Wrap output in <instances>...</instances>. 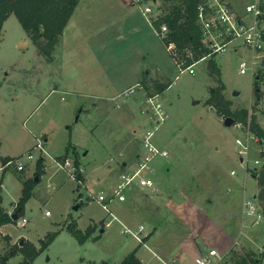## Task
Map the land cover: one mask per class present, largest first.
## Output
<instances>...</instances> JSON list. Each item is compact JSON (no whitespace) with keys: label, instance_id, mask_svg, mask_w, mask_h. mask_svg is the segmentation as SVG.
<instances>
[{"label":"rangeland","instance_id":"374dc122","mask_svg":"<svg viewBox=\"0 0 264 264\" xmlns=\"http://www.w3.org/2000/svg\"><path fill=\"white\" fill-rule=\"evenodd\" d=\"M127 1L130 4L124 0H82L51 60L33 42L15 13L4 23L0 36L3 208L10 214L21 213L18 203L25 183L32 182V195L22 212L27 222L21 225L15 219L0 228V254H11L8 264H20L23 256L16 248L22 240L41 247V239L50 232L57 234L37 256V264H119L128 252L142 247L138 239L121 231L122 223L113 217L115 214L124 222L126 205H132L129 211L146 230L159 223L162 228L158 235L178 241L167 229L171 217H163L161 208L137 185L131 200L116 199L109 204V211L97 199L101 191L112 194L120 183L124 161L130 166L138 163L144 134L158 124L142 86L145 76L164 77L166 84L171 83L166 97H160L166 119L154 136V142L167 148L170 155L159 156L152 168L156 165L158 171L166 170L164 167L178 170L184 179V191L200 208L209 205L211 211L221 213L231 197L239 220L244 196L253 198L258 193L257 180L245 174L235 141L245 131L235 124L226 125V117L207 103L224 82L223 93L233 108L246 107L255 113L253 76L242 73L239 66L247 51L230 44L226 51L214 55L221 76L210 72L208 60L197 64L195 73H181L144 13L146 5L157 7L159 3L168 12L173 1ZM231 1L244 12L247 0ZM125 12L128 19L122 23L121 33L105 31L108 23ZM119 25L115 24L116 30ZM260 84L263 94L257 113L264 125V81ZM66 156L83 166V182L56 168L54 158ZM6 157L13 162L5 164ZM257 158L264 160V144L260 141L253 142L251 163ZM40 160L44 164L41 169ZM17 162L25 165L23 170L17 169ZM233 169L237 175L231 174ZM231 182L238 186H233L229 194ZM167 184L166 191L173 196L175 188L169 176ZM146 190L154 199L165 202V191ZM239 222L243 233L235 250L254 251L264 264V223L251 225L247 219L243 226ZM71 223L83 236L72 231Z\"/></svg>","mask_w":264,"mask_h":264},{"label":"built area","instance_id":"2783aa9c","mask_svg":"<svg viewBox=\"0 0 264 264\" xmlns=\"http://www.w3.org/2000/svg\"><path fill=\"white\" fill-rule=\"evenodd\" d=\"M142 2L143 0H136ZM161 3L157 7L146 5L144 13L149 21L152 22L158 35L166 45L170 54L172 55L180 72L189 71L195 73V67L200 62L208 60L211 56L217 53H222L227 50L230 44H237L238 48H244L248 55L244 56L240 61V70L242 73H250L253 80L256 77H261L264 81V0H247L244 12L237 10L231 0H203L198 5V21L202 31V40L207 48L199 57H196V50L192 47L184 49L179 48L176 41L173 39L171 26L166 20L160 21L165 15ZM155 13V17H150V14ZM159 20L157 25L155 21ZM189 59L191 62H188ZM254 82V81H253ZM160 93L148 96L147 101L150 103L151 110L155 115L158 124L153 129L147 130L142 139L143 150L139 156L138 163L129 171L121 173L120 183L112 190V194H106L103 191L99 193L97 199L103 202L108 211L110 210L109 204L118 199L121 201L126 200V189H131L135 185L142 189L152 188L155 186L154 179L148 175L152 171V162L156 157H168L170 152L167 148L161 147L154 142L155 132L159 129V124L165 121L166 114L160 102ZM238 128L245 131L244 136L236 137L237 150L241 155V164L244 167L245 174L252 173L255 166L261 164V160L255 159L251 163L250 153L253 147V142L260 141L259 136L251 129L250 119L248 122H235ZM38 147L45 151L41 142H38ZM29 158H33L32 154H28ZM13 162L11 160L9 163ZM55 166L59 170L66 171L73 178L83 182L84 168L82 165L77 164L76 160L71 159L69 156L54 158ZM25 165L22 162H17V169L23 170ZM147 172V173H146ZM232 175H237V171L233 169ZM82 175V178H80ZM246 192V186L244 187ZM47 213H50L47 211ZM13 214V213H12ZM114 219H118L122 223V232L136 237L139 241H144V236L147 235L146 226L141 224L137 229L124 223L115 214ZM242 218L244 226L247 219H251L252 225H260L264 223V210L258 203L257 195L253 198L244 196L242 202ZM18 224L24 225L27 222L26 217L19 216L16 219ZM111 220L107 223L109 225ZM234 247L225 253L220 252L217 248H209L206 253L195 258V264H232L229 260Z\"/></svg>","mask_w":264,"mask_h":264},{"label":"trees","instance_id":"16d2710c","mask_svg":"<svg viewBox=\"0 0 264 264\" xmlns=\"http://www.w3.org/2000/svg\"><path fill=\"white\" fill-rule=\"evenodd\" d=\"M80 0H0V34L3 26L10 14L15 13L36 44L39 45L43 54L48 59H53V52L57 45L61 42L66 25L73 15L76 6ZM173 5L170 11L160 19L168 21L171 26L173 39L176 41L179 48L192 47L196 50V57H199L207 51L202 40V31L198 21V5L203 0H172ZM159 20L155 21L158 25ZM210 72L214 75L221 76V70L215 60L214 56L208 59ZM188 62H191L189 59ZM222 82V81H221ZM261 77H256L253 82V88L256 95L255 113H251L249 108H233L232 102L227 99L223 93L225 83L222 82L212 96L207 100L208 104L214 105L220 114L224 117L232 116L235 122H248L250 119L251 129L259 136L260 143L264 144V125L259 120L258 103L262 98L263 90L261 88ZM171 83L166 85L159 84L156 92H163L165 88L169 87ZM146 89L149 84L142 83ZM146 86V87H145ZM149 94H153L152 90L148 89ZM13 158H4V163H9ZM79 164V161L76 160ZM44 166L42 160L39 161L38 168ZM251 175L257 180L258 193L257 199L259 205L264 210V160L258 166L252 169ZM82 178V175H80ZM84 178V176H83ZM2 184L0 183V193ZM32 195V182L27 181L24 186V195L21 198L19 208H22L19 216H22L25 202ZM14 214V213H13ZM13 214H10L2 206L0 194V228L2 225L15 221ZM18 216V217H19ZM69 227L78 236L83 232L76 227V224L71 223ZM90 232H88L89 234ZM56 232H50L45 239H41V247H38L33 241L25 240L16 248L23 256L20 264H37L36 258L48 245L54 240ZM234 251V252H233ZM230 257L232 264H263V259L258 257L254 251L242 252L233 249ZM11 254H0V264H8ZM119 264H143L137 255V249L129 252Z\"/></svg>","mask_w":264,"mask_h":264},{"label":"crops","instance_id":"0c3cea01","mask_svg":"<svg viewBox=\"0 0 264 264\" xmlns=\"http://www.w3.org/2000/svg\"><path fill=\"white\" fill-rule=\"evenodd\" d=\"M81 1L82 0H80L78 5L76 6V9L73 13L74 15ZM124 2L126 5L130 4V1L128 2L127 0H124ZM11 15L12 14H10V16ZM9 17L7 19H9ZM71 18L69 19L65 30L70 25ZM127 19L128 13H121L119 16L116 17L115 20L111 21V23H108L104 27V29L105 31L110 30V33L114 34L121 33L123 27L122 23L127 21ZM114 23L120 24L118 26L119 30H116ZM149 74L150 73H148V76ZM142 83H144L145 85L146 83L149 84L148 89L153 91V94H149L148 89L143 87L147 96L159 93L156 92L158 91L157 88L159 87V84L166 85L164 77L159 79L154 76L152 78L145 76V78H143L142 80ZM103 88H105V86H103ZM167 88H165V90L160 93L161 96L163 95V97H166L165 91ZM91 96L99 97L98 94H92ZM100 98L105 97L102 96ZM120 154L123 155L124 153L120 152ZM157 158L158 157L153 160V163ZM123 164L124 168L121 169V173H123L124 171L131 170L137 163L130 166L128 165V162L124 161ZM109 167H112V165L110 164ZM154 168H152V171L150 173H153V175H155L151 176L155 181V186L150 189L151 191L156 192L158 191V189L165 191L167 193V195L164 196L165 202H159L158 200L154 199L151 196L150 191L142 189L141 187L138 188L145 191V193L148 195V198L154 202L156 207L158 205L161 208L164 213L163 217H171L172 220L168 222L167 229L170 231L169 233H172V235H174L175 239L178 241L170 242L166 239H163L160 235L157 234L159 228H162L161 224L155 223L156 225H154L153 228L146 230L147 235L144 236V241H140L142 244L140 250L138 248H135L137 249V255L142 261V263L195 264V258L201 255L202 253H206L209 248L215 247L222 253L230 251L234 247V243L236 242V240H238L240 238V235L243 233L242 229L239 227V221H241V225L243 223L242 211L240 213L241 220H239V218L235 216V211L233 210L234 207L232 203L233 201L231 197L228 199L227 203L225 204L224 210L221 213H218V211L216 210L211 211L209 205L201 206L200 208L199 203L191 199L188 194H186V192L184 191V179L181 178L182 174L178 170H173L172 167H164L166 168V170L164 169L163 171H158L156 170V165L154 166ZM168 176L174 184L173 186L175 189H172L171 192L173 196H171L166 191V188L169 186L167 184ZM234 182L237 184L236 181ZM233 186L237 187L238 185H235L233 182H231V184L227 187V192L229 194H231ZM136 187H132L131 189H129V194H127L126 200H131L134 197V190L138 189ZM177 192L179 193L177 194ZM255 195H257V193ZM126 206L127 209L125 213H123V216L126 219L125 221L128 223V225L130 224L132 227H139L142 224L141 221H136V217L134 214L131 213V209L129 211V206L131 207L132 205ZM239 228L241 230H239ZM102 231H104V229H102ZM142 248L144 249L141 251Z\"/></svg>","mask_w":264,"mask_h":264},{"label":"water","instance_id":"95a60500","mask_svg":"<svg viewBox=\"0 0 264 264\" xmlns=\"http://www.w3.org/2000/svg\"><path fill=\"white\" fill-rule=\"evenodd\" d=\"M238 92H236L235 94H237ZM235 123V119L232 117V116H227L226 118H225V124L226 125H228V126H231V125H233ZM37 180H38V177L36 178ZM18 216H19V212H15L14 214H13V219H17L18 218ZM24 242V240H22L21 241V244Z\"/></svg>","mask_w":264,"mask_h":264}]
</instances>
